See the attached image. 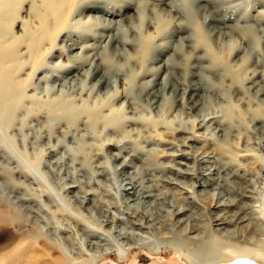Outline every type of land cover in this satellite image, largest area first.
I'll return each mask as SVG.
<instances>
[{"label":"rangeland","instance_id":"rangeland-1","mask_svg":"<svg viewBox=\"0 0 264 264\" xmlns=\"http://www.w3.org/2000/svg\"><path fill=\"white\" fill-rule=\"evenodd\" d=\"M32 1H20L18 9L12 13L17 14V18L6 23L10 32L15 35L22 33L23 23L31 18ZM81 3L80 11L71 12L64 28L47 45L40 61L43 64L33 69L29 63L22 65L17 72V79L23 81L22 87L26 88L28 94L32 97L34 94L39 96L36 100L47 102L56 97L74 100L78 109L82 108L81 105H86L84 110L87 111L89 107L95 106L100 114L103 111V115L96 114L94 118H90L86 112L79 115L74 113L72 118L75 119L68 122L71 119L61 116L63 111L60 107H55L54 112L50 113L45 104L40 105L42 108L33 106L26 99L27 102L23 100L25 109L21 107L16 110L18 113H14V120L0 122V213L5 212L0 217V241L7 235L2 226L10 229L4 221L8 214L4 204L6 199L26 190L35 197L34 203L37 204L40 198L47 202L44 199H52L50 196L53 192L58 191L69 179L78 178L85 183L90 180L88 176L91 171L97 168L104 170L103 176H99L102 184L98 192L107 204H123L121 199L125 189L119 187L132 177L138 186L149 184L154 192L167 194V198L173 196L176 200H182L185 197L184 199L192 202L190 207L208 227L209 205L213 204L216 195L200 194L198 184L194 186L195 192L187 194L181 193L177 188L169 190L167 187L170 184L165 183L162 178L164 174L174 175V172L170 168L166 173L160 171L166 169L174 159H181L189 168L197 170L201 165L197 158L205 150L214 157L210 158L211 164H215L219 170L221 187L232 196L239 197V201L253 202L254 210H248L256 216V221L250 225V229L253 226L258 229L253 236L241 228L235 235L225 238L223 243L211 239L209 245L218 252L232 241V245H245L252 252H264V0H81ZM107 22H111L113 28L103 27ZM101 33H112L113 36L116 33L118 39L126 38L127 42L114 41L107 44V35L99 36ZM69 41L76 42L77 47L69 49L66 45ZM95 45L99 50L106 47L109 57L100 55L97 59L93 58L90 54L95 51ZM19 46L21 49V45ZM80 48H84V54L89 56H81L83 52ZM96 66L100 71L92 70L88 75L87 71ZM54 69L66 77L56 79L57 75L52 74L58 71ZM103 70L107 71L104 72L106 76L115 74L116 79L113 81L116 86L112 83H108L107 87L96 84L99 76L104 75L101 72ZM79 81L87 84L84 90ZM67 83H75L76 91ZM49 85L58 87V90H50ZM144 85L146 86L143 87ZM99 105L101 106L98 107ZM36 110L40 112L37 113ZM126 116H132V120H127ZM204 117L205 120L202 119ZM107 119L111 123H107ZM190 133L196 136L188 146L189 142L183 144L181 138ZM183 150L188 152L182 154ZM123 156H131L136 165H123V172H118L120 169L114 166L120 163ZM25 173L28 179L23 177L22 174ZM42 187L44 193L40 196L37 192ZM248 190L252 195L251 199L242 195ZM190 196H193V200ZM57 206L59 207L56 209L51 204L50 209H56L59 219L63 216L79 218L77 209H74L75 203L58 202ZM82 212L85 213L84 210ZM84 219L80 220L86 224ZM176 230L148 229L141 244L122 254L114 249L101 256L96 253L92 258L83 255L80 261L77 259L73 264H189L177 247L183 234ZM17 240L18 237L8 247L15 248ZM8 247L0 249V253L17 251V248L15 250ZM217 252L219 257L220 253ZM254 260L264 264V259L256 257ZM24 261L25 259L20 258L7 264H25ZM224 261L226 259H220V262Z\"/></svg>","mask_w":264,"mask_h":264},{"label":"bare ground","instance_id":"bare-ground-1","mask_svg":"<svg viewBox=\"0 0 264 264\" xmlns=\"http://www.w3.org/2000/svg\"><path fill=\"white\" fill-rule=\"evenodd\" d=\"M20 1H18V0H0V122L3 123V121H4V122L8 123V121L12 120L13 117H15L14 113L15 112L18 113L16 110H18L21 107L23 108V106H25V102H27V101H25L26 99L30 100L29 102L33 103V106L39 107L40 105L45 104V106L48 107V108L47 107H45V108L47 109V111L49 109L50 113L54 112L55 107H57V108L60 107V109H62V111H63V114L61 116H63L64 118H67V119L68 118L71 119V120L68 119V122H72L73 119H75V118H72V115L74 113L75 114L78 113L76 115H79L82 112H86L90 118H92V117L94 118L96 116V114H100L99 109L93 105H92L93 107H89L87 109V111H85L84 108L86 107V105H81L82 108L78 109V107H77L78 105L76 103H73L74 100L70 101V100L64 99V98L57 99L56 95H55V97H56L55 100H50L47 102H44L43 100H41V101L36 100V98L39 96H35V94H34V97H32V95H30V93L28 94L25 90L26 88L22 87L21 83L23 81H20L19 78L17 79V77H18L17 72L22 67V65H26L29 63L31 65V68L33 69L34 67L37 68V65L41 64V62H40L42 60L41 57L45 53V50L48 48L47 45L52 41V39L55 38V36L58 34V32L64 28L71 12L80 11L79 8L82 4L81 0L79 2H77L78 0H33L32 1L33 4L31 7L30 21L23 23L22 33L20 35L19 34L15 35L13 32L9 31V28H8L6 23L13 18H17V14L13 15L12 13L14 12L15 9H18L19 5L21 4ZM168 14H170V13H168ZM220 19L221 18H219V20ZM234 21H235V19H234ZM97 24L99 25V22ZM112 25H113V21H112ZM112 25H111V22H107V23H104L103 27L105 26V27H108L110 29V27L113 28ZM100 26H101V24H100ZM164 27H165V25H164ZM65 28H67V27H65ZM259 28H260V26H259ZM215 30H216V27H215ZM111 34L112 33H109V35L101 33L99 36L107 35V44L114 42V41H120V42L122 41L123 43L125 41L127 42L126 38H123L121 40L120 38L118 39V37H116V35H117L116 33H115V36H113ZM231 35H233V33H231ZM263 37H264V35H263ZM234 38H235V36H234ZM241 39H242V37H241ZM181 44H182V42H181ZM19 45H21V47H22L21 49H20ZM66 45L69 47V49L77 47L76 42H74V41H69ZM154 46H155V44H154ZM94 47L95 48L93 50H95V51L92 53L90 52L91 53L90 55L93 58L97 59V58H99L100 55H102L104 58L109 57L108 56L109 55L108 50L106 47L103 48V50L100 49L101 51L99 50V48H96V45ZM151 49H152V47H151ZM154 49H155V47H154ZM221 49H222V47H221ZM252 50H250V51H252ZM80 51L83 52L84 48H80ZM225 52H226V50H225ZM84 53L85 52H83L81 54V56H84V57L89 56V54H84ZM109 53H112V52H109ZM116 53H118V52H113V54H116ZM153 53H154V51H153ZM249 56H251V55H249ZM43 58H44V56H43ZM215 59H217V57ZM171 60L173 61V59H171ZM210 63H211V61H210ZM42 64H43V62H42ZM91 64H92V62H91ZM232 65H234V64H232ZM63 68H65V66H63ZM93 68L90 71L89 70L87 71L88 75L90 74V72L92 73V70H93V72L100 71V68H98L97 66L94 69ZM172 68H174V67H172ZM203 68H204V66H203ZM54 70L58 71L57 69H54ZM117 70H119V68H117ZM129 70H130V68H129ZM105 71L106 70H103L101 72L104 73ZM133 71L135 72V70H133ZM66 72H68V71H66ZM189 72L191 73V71H189ZM87 74H85V75H87ZM52 75H57V76H55L56 79L66 77V75L59 74V71H58V73H53ZM117 75H118V73H117ZM128 75H129V73H128ZM224 75H225V73H224ZM49 76H51V74ZM153 77H155V76H153ZM114 79H116V76L114 73L109 74V75L107 74V76L104 73V75L102 74L99 76V78L97 79V83L96 82L95 83L98 85L101 84L104 87H107L108 83H112L113 86H116L115 81H113ZM166 79H168V78H166ZM220 79H221V83H222V78H220ZM230 79H232V76ZM85 80H86V77H85ZM185 80L187 82V79H185ZM218 80H219V78H218ZM73 81H75V80H73ZM81 81H79V82H81ZM145 81H148V80H145ZM211 81L214 82L213 79ZM236 81H237V79H236ZM236 81H234V82H236ZM145 84H146V82H145ZM68 85L72 89L75 88V83H72V84L70 83ZM77 85L79 86V84H77ZM85 85L87 86V84L82 83L81 89L85 88L86 87ZM145 86L146 85H144L143 87H145ZM218 86H220V85H218ZM63 87H65V85L62 86V88ZM200 87H201V85H200ZM37 88L39 89V87H37ZM52 88H53V86L52 87L50 86V90H52ZM56 88L58 90V87H56ZM56 88H53V89H56ZM71 88H69V89H71ZM93 88H95V87H93ZM128 88H130V87H128ZM208 88H210V87H208ZM59 90H61V87ZM63 90H65V88ZM74 90H73V92H74ZM95 90H96V88H95ZM85 91H84V93H85ZM143 92L141 94H143ZM170 92H172V91H170ZM245 92H246V90H245ZM89 93H91V92H89ZM211 93H212V91H211ZM65 94H67V93H65ZM112 94H113V92H112ZM40 95H42V94H40ZM80 96H81V94H80ZM58 97H59V95H58ZM180 98H181V96H180ZM34 99L36 101H33ZM78 99H81V98L79 97ZM23 100L25 102H23ZM75 100H77V99H75ZM149 101H147V102H149ZM207 102H208V100H207ZM258 102H260V101H258ZM125 103H126V101H125ZM186 103H187V101H186ZM100 106L101 105H99L98 107H100ZM41 108H39V109H41ZM23 109H25V108H23ZM251 109H253V107ZM38 111L40 112V110H38ZM38 111H37V113H38ZM202 111L204 112V110H202ZM246 111H247V108H246ZM28 112H26V113H28ZM102 113H103V111L101 112L100 115H103ZM107 113H109V112H107ZM234 113H233V115H234ZM109 115H110V113H109ZM116 116H117V114H116ZM130 117L132 118V116H130ZM231 117H233V116H231ZM126 118H127V120H132L128 116H126ZM181 118L179 117V119H181ZM205 118L206 117H204L202 119L205 120ZM103 119L106 120L105 118H103ZM109 119H111V118H109ZM160 120H163V119L161 118ZM251 120H253V119H251ZM59 121H61V120H59ZM134 121H136V120H134ZM139 121H141V120H139ZM224 121H226V119ZM50 122L52 124V121H50ZM108 122H110V121H108V119H107V123ZM158 122H161V121H158ZM1 123H0V125H1ZM7 123H5V124L7 127H9L7 125ZM104 123H106V122H104ZM165 124H167V123H165ZM71 125H72V123H71ZM201 125H203V124H201ZM28 126H30V125H28ZM104 126H106V125L104 124ZM170 126H171V124H170ZM227 126H229V125H227ZM72 128H71V130H72ZM103 128H106V127H103ZM182 131H183V129H182ZM84 134H86V133H84ZM87 135H89V134L87 133ZM75 136H76V134H75ZM195 136L196 135H194L192 133L187 134L185 136H182L181 141L183 144L185 142H189L187 144L189 146V144H191L195 140ZM223 141L224 140H222V142ZM122 145H123V143H122ZM79 147H82V145ZM81 149L79 148V151ZM74 151H75V149H74ZM202 151H203V153H202ZM202 151L199 153V156L197 158V161L199 162V164H201L197 170L189 168V165L186 162L181 161V159H174V160L172 159L174 162L172 161L171 164L167 165L166 169H162L160 171L166 173V172H169L167 170H169V168H170L174 172V175L167 173L166 175L164 174V176L162 178V180L165 183L170 184L169 187H167V189H169V190H171L172 188H177V189L181 190V193L187 194V192H195L194 186L196 184H198V185H200V187H199V191H200L199 193L200 194L204 195L206 193L207 194L211 193L212 195H216L215 201H213V204L209 205V210H208V221H209L208 223H209V225H208V227H206L207 225L203 222L204 220L202 221V219L198 216V213H196L193 210V208L190 207V203H192V202L184 199L185 197H182L183 198L182 200H176L175 198H173V196L167 198L168 197V196H166L167 194L162 195L161 193L159 194V193L154 192V188L149 184L138 186L135 183V181L132 179V177H130L128 179L124 178L125 180L126 179L127 180L124 183H121L120 187H119V189L120 188L125 189L124 192H126V193L123 192L124 196H122V199H121L123 201V204L121 206H113V205L107 204L106 200L101 196V193L98 192V188L102 184L101 178L99 176H101V175L103 176L104 170L97 168V169H93L91 171V175L88 176L90 178V180L85 181V183L80 182L78 180V178L76 180L69 179V181L65 182L63 184V186L58 191L53 192V195L50 196V197H52V199H49V198H46V200L44 199V201H47V202L41 201L42 199L40 198V199H38L37 204L34 203L35 197H33L31 195V193L27 192L26 190L21 192L20 194H18V193L14 194L13 195L14 197L9 199V200L6 199L4 204H5V208H6L5 210L7 211L8 214L6 217H4V221H6L5 223L10 226V229H7L6 227L2 226V228L6 229L7 235H6L5 239H2L0 241V249H4L5 247H8L9 244L12 243V241L14 243V241L17 239V237H18V240H17L18 242H15L16 243L15 248H17V251L9 250V251H5L3 253H0V264H7V263L14 261L15 259H20V258H22L23 260L25 259V261H24L25 264H73L75 262V260H77V259H78V261H80V259L83 257V255H88L90 258H92V257H94L93 255H95L96 253H98V255L101 256L104 253L106 254V253L112 252L114 249H117L116 251H118L119 254H122L125 252V250L131 249V248L136 247L137 245L141 244L144 241L145 233L148 232V229H153V228L168 229L171 232H173L176 229H177L176 231H180V233L183 234V237L181 239L180 244H178L177 247H179V249L183 253L184 258L187 260V262L189 264H224L228 260L233 259L237 256H249V257H253V259H256V257L264 259V252L263 251H256L255 250V252L253 251L254 252L253 253L252 250L245 247V245L244 246L232 245V241H231V244L229 246H227V247L223 246L221 248L222 250L218 251L220 253L219 257L216 255L217 251L215 249H213L212 246L209 245V241H211V239L214 241H220L221 243H223L225 238L230 237L232 235H235L237 232H239L238 229H241V228L243 229V231L245 233H249L253 236L256 234V230H258V229L255 226H253L250 229V225L252 223L254 224L256 221V216H254L249 211L255 207L253 202L246 201V200L245 201H239V197L232 196L230 194V192L225 191L221 187V182L219 183V180L221 178V175L219 174V170L217 169L215 164L214 165L211 164L212 160L210 158H212L213 155H210L205 150H202ZM187 152H188L187 150H183L182 154L187 153ZM116 155H119V154L117 153ZM129 155H131V154H129ZM65 158H66V156H65ZM132 160L133 159L131 156H123V159L120 161V163L118 165H115L114 167H116V169H120V171H118V172H123V170H122L123 165H130L133 167L136 165V164H134V162ZM167 162L168 161H166V163ZM77 163H80V162H77ZM155 163L157 164V162H155ZM180 164H184V166H181ZM48 166H50V165H48ZM35 167H36V165H35ZM221 167H222V165H221ZM60 168H61V166H60ZM66 168H68V167H66ZM37 169H33V170L37 171ZM107 170H109V169H107ZM72 171H73V169H72ZM109 171H111V170H109ZM157 172H158V170H157ZM139 174H140V172H139ZM238 174H239V172H238ZM22 175L25 179H28L26 173L22 174ZM28 175H30V174H28ZM140 175H142V174H140ZM31 176H32V174H31ZM41 176H43V175H41ZM82 177H85V176L82 175ZM185 179H187L189 182H187V180H185ZM40 184H42V183H40ZM126 184H128L129 186H126ZM43 185H44V183H43ZM85 185H88L89 187H86ZM34 189H36V188L34 187ZM49 192H51V191H49ZM37 193L40 196L43 195V193H44L43 187H42V190H38ZM50 194H52V193H50ZM125 194H126V196H125ZM46 195H48V194H46ZM242 195L246 198H250V199L252 198V195L250 194L249 190L247 192L242 193ZM186 197H189V196L186 195ZM190 197H192V200H193V196H190ZM58 202H63V203L73 202V203H75L74 209H77L76 211L79 215V218L76 217V218L72 219V217L70 218V217H64L63 216L62 219H59L60 216L58 218L56 215V209L59 207V206H57ZM51 204L52 205L54 204L56 206V209H50ZM82 210H84L85 213H83ZM3 214H5V212L0 213V217H2L1 215H3ZM83 217L84 218L86 217L85 218L86 220ZM80 219H82V220L84 219V221H86V224H84ZM0 221H2V220H0ZM257 222H258V220H257ZM263 229H264V227H263ZM261 236H263V235H261ZM111 239H112V241H111ZM263 239H264V237H263ZM190 245H193V246H190ZM15 248L12 247L11 249H15ZM17 257H19V258H17ZM220 259L221 260L226 259V261L220 262ZM262 264H263V262H262Z\"/></svg>","mask_w":264,"mask_h":264},{"label":"water","instance_id":"water-1","mask_svg":"<svg viewBox=\"0 0 264 264\" xmlns=\"http://www.w3.org/2000/svg\"><path fill=\"white\" fill-rule=\"evenodd\" d=\"M224 264H259L256 260L249 256H237Z\"/></svg>","mask_w":264,"mask_h":264}]
</instances>
